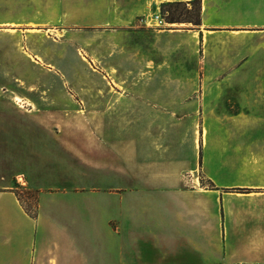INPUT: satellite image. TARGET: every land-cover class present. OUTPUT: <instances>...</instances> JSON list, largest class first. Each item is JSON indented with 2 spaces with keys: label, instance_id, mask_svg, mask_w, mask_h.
Returning a JSON list of instances; mask_svg holds the SVG:
<instances>
[{
  "label": "crops",
  "instance_id": "0c3cea01",
  "mask_svg": "<svg viewBox=\"0 0 264 264\" xmlns=\"http://www.w3.org/2000/svg\"><path fill=\"white\" fill-rule=\"evenodd\" d=\"M223 1L203 0V18L219 14ZM261 1L225 0L223 9L246 13L251 6L261 7ZM165 2L134 0L133 6L144 7L146 17L155 16L162 15ZM0 10L6 13L0 23L18 20L24 0H0ZM176 25L150 28L158 33L159 53L144 58L143 72L128 70L132 57L131 62H123L127 69L111 68L96 77L102 86L82 93L95 119L81 122L75 135L65 133L61 145L55 132L39 121L36 125L14 119L3 122L7 110H0V237L12 225L13 211L36 229L29 249L8 253L0 248V264H264V198L258 192L228 191L231 184L210 170L201 155L206 135L198 126L200 108L186 101L196 90L184 81L193 76L164 70L165 42L160 38L183 32ZM17 73L24 77L21 67ZM5 123L12 124V141L9 135L6 138ZM16 126L31 134L39 128L77 162L70 168L79 167L81 175L86 173L101 186L41 188L40 174L33 170L40 157L37 150L31 157L22 156L27 165L16 168L24 145ZM32 142L27 143L29 148ZM201 165L211 187L201 184ZM34 189L38 190L36 216L26 211L19 195L21 190ZM41 193L48 194V209L39 200ZM57 193H73L76 201H54ZM58 207L64 209L63 215L55 211Z\"/></svg>",
  "mask_w": 264,
  "mask_h": 264
},
{
  "label": "rangeland",
  "instance_id": "374dc122",
  "mask_svg": "<svg viewBox=\"0 0 264 264\" xmlns=\"http://www.w3.org/2000/svg\"><path fill=\"white\" fill-rule=\"evenodd\" d=\"M133 1L38 0L36 6L24 0V13L18 20L0 23V110H7V119L2 121L14 119L25 125L39 121L50 133L55 132L61 145L65 133L75 135L81 122L95 119V112L86 109L82 93L102 86L96 77L111 68L127 69L123 62H131L132 57V68L128 70L143 72L144 58L159 53L158 33L150 29L159 24L146 17L144 7L133 6ZM47 4L50 11L52 6L53 14ZM223 4L225 0L219 14L204 19L203 0L164 3V27L173 29L175 26L170 25L178 24L183 31L160 38L165 42L164 70L193 76L191 81H184L196 90L186 101L200 108L198 126L206 135L201 155L206 157L210 170L231 184L228 191L258 192L264 198V0L261 7L251 6L246 13L236 14L224 10ZM5 15L0 10V20ZM19 67L24 77L18 75ZM87 98L94 100L95 96ZM5 125H9L6 138L9 135L12 141V124ZM17 131L24 145L22 152L18 151L16 168H24L27 164L21 157H31V152L37 150L40 157L34 159L33 170L40 174L41 188L73 190L96 184L86 173L81 175L79 167L77 171L70 168L77 162L55 146L52 138L44 137L39 128L33 134L20 126ZM31 139L34 143L29 148ZM75 142L78 148L79 141ZM9 148L12 153L14 148ZM229 171L230 175L226 174ZM199 176L203 186L213 185L205 180L202 165ZM19 193L25 209L36 216L38 190ZM57 194L54 201H76L72 200L73 193ZM47 199V193L40 194L46 209ZM55 211L64 214L62 207ZM12 215V225L0 237V248L8 253L29 249L36 231L16 211Z\"/></svg>",
  "mask_w": 264,
  "mask_h": 264
},
{
  "label": "built area",
  "instance_id": "2783aa9c",
  "mask_svg": "<svg viewBox=\"0 0 264 264\" xmlns=\"http://www.w3.org/2000/svg\"><path fill=\"white\" fill-rule=\"evenodd\" d=\"M166 1L171 2L173 0H166ZM161 16H162L161 14H157V15L153 16V17H157V19L159 20V25H157L156 27H162L166 24L165 20Z\"/></svg>",
  "mask_w": 264,
  "mask_h": 264
},
{
  "label": "bare ground",
  "instance_id": "6f19581e",
  "mask_svg": "<svg viewBox=\"0 0 264 264\" xmlns=\"http://www.w3.org/2000/svg\"><path fill=\"white\" fill-rule=\"evenodd\" d=\"M150 18H151V21H152V20H153V21H155V20L158 21L157 23L154 22L155 24H159V20L157 19V17L150 16Z\"/></svg>",
  "mask_w": 264,
  "mask_h": 264
},
{
  "label": "trees",
  "instance_id": "16d2710c",
  "mask_svg": "<svg viewBox=\"0 0 264 264\" xmlns=\"http://www.w3.org/2000/svg\"><path fill=\"white\" fill-rule=\"evenodd\" d=\"M26 211L29 213V210L26 209ZM33 215V214H32Z\"/></svg>",
  "mask_w": 264,
  "mask_h": 264
}]
</instances>
